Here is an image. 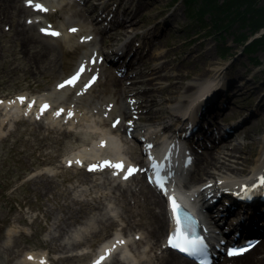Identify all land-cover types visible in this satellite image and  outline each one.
Instances as JSON below:
<instances>
[{"label": "bare ground", "instance_id": "bare-ground-1", "mask_svg": "<svg viewBox=\"0 0 264 264\" xmlns=\"http://www.w3.org/2000/svg\"><path fill=\"white\" fill-rule=\"evenodd\" d=\"M155 1L158 0L137 1L132 5L128 0H0V43L18 42L19 62L24 59L26 71L35 75L40 73L42 79L48 81L38 93L19 92L0 98L2 121L9 117H35L40 124H50L48 126L55 130L77 124L90 127L100 135L99 139L67 153L63 160L65 167H76L84 175V181H88V200L78 195L73 197L80 205L78 215L88 213V223L79 234L67 237L74 247L84 243L87 228L88 240L92 235L103 236L92 253L93 264L102 261V256H111V259L100 264H193L161 243V236L170 229V215L165 197L150 180V168L142 163L141 158L142 146L149 142L148 137L155 129L140 125L139 121L158 125L167 122L159 135L162 145L174 137L170 125L176 129L180 124L178 134L190 140L191 154H194V145H204L206 139L212 140V150L206 156H198L201 158L194 169V176L200 183L186 188L185 194L215 212L212 218H202L203 224L215 222L216 216L224 221H233L235 216L237 220L227 224L231 229L236 226L252 232L251 235L264 234V185L261 184L264 179V110L256 114L250 111L255 115L254 119L245 124L244 138L240 139L236 138L240 132L235 136L230 133L238 122L248 117L242 109L230 108L223 112L224 116L238 112L235 120L239 121L232 124L227 121L218 123L216 119L222 117L220 110L231 101L228 100L231 94H238L236 99L244 101L245 97L255 98L253 107L264 108L260 103L261 89L252 85L249 79L239 84L238 75L243 71L230 76L225 71L226 63L211 62L208 48L206 53L193 60L185 58L179 65L173 64L170 56L176 54V48L163 52L166 40L144 36L148 29L140 31L131 26L139 22L147 6ZM109 4H114L115 8L111 19L106 28L99 31V36L93 37L88 26L87 8L104 13ZM119 11H128L129 14L126 18H118ZM37 15H44L45 19H37ZM131 27L132 31H129ZM53 32L59 35L50 34ZM140 34L143 35L141 39H134ZM261 34L264 32L259 36ZM119 41L121 43L117 46ZM134 42L139 46L132 51ZM147 43L153 44L154 51L144 54L139 50ZM55 44L63 51V71L60 73L50 67L55 62L51 57ZM103 46L109 48L106 53L100 50ZM109 53L116 57L108 58ZM102 56L117 63L127 62L125 67L128 64L130 68L139 67L146 63L151 66L147 74H144L146 69H137L130 76L127 71L116 75L112 72L115 64L111 62L104 66L100 61ZM153 58L165 60L158 64L153 63ZM198 61L210 67L199 71L195 68ZM46 62H49L48 66H44ZM172 64L175 67L173 72L166 71ZM82 67L85 70L79 78L66 84ZM35 83L36 87L42 85L36 80L27 86L31 88ZM19 98H23V103ZM111 135L119 139L117 150L109 144ZM105 162L122 164L123 169L101 167ZM93 166L95 170L90 171ZM58 167L47 168L53 171ZM129 168L136 171L125 179ZM241 176L246 177L245 183L253 184H249L240 195H226L236 187L235 178ZM254 182L260 187H255ZM107 240L108 244L101 251V243ZM22 258L27 264H49L46 250L25 251ZM223 264H264V240L246 254L226 258Z\"/></svg>", "mask_w": 264, "mask_h": 264}, {"label": "rangeland", "instance_id": "rangeland-1", "mask_svg": "<svg viewBox=\"0 0 264 264\" xmlns=\"http://www.w3.org/2000/svg\"><path fill=\"white\" fill-rule=\"evenodd\" d=\"M128 1L133 5L143 0ZM247 1L216 0L215 5L223 9V4L228 5V9L219 12L217 8H209L206 0H158L150 3L139 17V22L131 26L138 27L140 31L148 29L144 36L166 40L162 47L163 52L169 48H176V54L170 56L173 64L179 65L185 58L193 60L196 56L206 53L208 48V58L212 60L211 62L226 63L225 71L230 76H236L238 71H243L238 75L239 84L250 79L252 85L261 89L260 94L263 96L260 103L264 104V48L260 44H253L257 38L251 41L259 36V33L264 32L262 31L264 26L260 27L261 30L254 29V25L259 23L262 16L250 10L243 18L230 22L237 13L248 8ZM107 7L111 12L107 10L99 13L87 8L89 29L96 37L107 24L108 15L114 12V4ZM256 8L264 9V0H256ZM119 13V16L124 18L129 14L128 11ZM38 18L44 19V16ZM128 30L132 31V27ZM142 37L140 34L134 39ZM120 43L119 41L117 45ZM181 44L183 45L179 47ZM153 47V44L147 43L141 49L147 54L154 51ZM18 48V42L0 43V98L11 97L19 92L38 93L48 83L46 78L42 79L43 75L40 73L35 75L31 71H26V61L18 60ZM105 48L103 46L100 50L105 51ZM51 57L55 62L50 67L56 73L62 72L63 51L57 44ZM164 60L153 58V63L162 64ZM48 63L46 62L44 66ZM173 64L168 66L166 71L173 72L175 69ZM123 65L124 63H117L112 69L113 74L118 75L120 69L125 67ZM145 65L130 68L128 64L124 71H128L127 75L130 76L137 69H146L144 74H147L151 64ZM204 67L210 66L201 61L195 63V68L199 71H203ZM245 69L253 75L245 74ZM36 80L41 82L40 87H36V83L31 88L27 86L29 82ZM237 95H232L228 99L231 101L226 108L220 110V114L223 115V112L230 108L242 109L248 117L240 119L231 134L234 133L235 136L240 132L238 137L244 138L245 124L252 122L255 116L250 111L256 114L264 108L253 107L256 103L255 98L245 97L244 101L242 98L236 99ZM238 116V112L233 115L227 113L219 121L231 124ZM2 119L3 111L0 109V264H27L23 262L24 252L41 250L47 251L50 264H87L88 251L93 249L103 236L92 235L88 240L87 228V237L83 244L72 247L69 242L67 236L79 234L88 223V213L78 215L80 205L73 200L77 195L88 200V181H84V175L79 170L62 167L61 160L68 152L91 142L96 134L87 127L77 124L55 130L48 126L50 124H40L41 121L35 117L29 119L22 116L9 117L4 121ZM238 129L240 130L235 132ZM113 141L117 143L115 138ZM211 148L212 145H207L200 150L204 152ZM54 165L60 166L57 171L46 170L47 167ZM195 172L190 171L186 175V180L189 182L198 180L194 176ZM164 234L165 232L161 236V243H164ZM53 238L55 240L51 241Z\"/></svg>", "mask_w": 264, "mask_h": 264}, {"label": "snow or ice", "instance_id": "snow-or-ice-1", "mask_svg": "<svg viewBox=\"0 0 264 264\" xmlns=\"http://www.w3.org/2000/svg\"><path fill=\"white\" fill-rule=\"evenodd\" d=\"M36 7L40 10H44L41 8L40 5H36ZM72 31H75V29H73ZM52 35H59V33H50ZM85 69L82 67L80 69V71L76 74V76H74L71 80L69 81H66L65 83L66 84H72L74 83L78 78H79V75L80 73H82ZM95 78L93 77V82H94ZM64 85H60V87H63ZM87 86H90V85H86ZM21 103H23V98H19ZM44 108L47 107V105L43 106ZM118 123V121H117ZM115 126V125H114ZM150 147V146H149ZM104 166H109V167H114V168H117V169H123V165L122 164H110L108 162H105L104 165H101V167H104ZM90 171L91 170H95V166H93L92 168L89 169ZM136 171L135 169H132V168H129L127 170V174L125 175V179L128 178V176L132 175L133 172ZM261 184L264 185V179L261 180ZM158 187H160L161 189L163 188V184L158 182ZM170 200V204H171V207L173 209V212L175 213V210H176V204H175V201L170 197L169 198ZM176 224L179 225V220H176ZM118 243H123V241H118ZM168 246L171 247V248H174V249H177L178 251L182 252V253H185L189 256H196V255H205V249H206V246L203 242V240L199 239V238H196V239H189L187 238L180 230L179 226H177V228L174 230V232L169 236V239H168ZM248 249L245 248V249H238V250H229V255H240L242 254L244 251H247ZM105 257H101L100 260H103ZM41 264H43V262H41ZM96 264H100V261H97ZM201 264H206V261L202 260L201 261Z\"/></svg>", "mask_w": 264, "mask_h": 264}, {"label": "trees", "instance_id": "trees-1", "mask_svg": "<svg viewBox=\"0 0 264 264\" xmlns=\"http://www.w3.org/2000/svg\"><path fill=\"white\" fill-rule=\"evenodd\" d=\"M191 1H196V0H191ZM207 3H208V7L209 8H217V10L219 12L222 11H225L227 8V3L223 4L222 6L224 7V9L220 6H216L215 4V1L216 0H206ZM255 4H256V0H248L247 1V6L248 8L237 13L234 18L232 20H230V22H233L234 20H238L240 18H243L250 10L253 12V13H259L261 16H262V19L259 21V23L256 24V26L254 25V29L255 31H257L258 29H260V27H263L264 26V9L260 10L258 8L255 9ZM220 9V10H219ZM228 9V8H227ZM227 23V25H229V23ZM257 38V39H256ZM256 38H253L251 41H254V39H256L253 44L257 43V44H260L263 48H264V34H261L259 37H256Z\"/></svg>", "mask_w": 264, "mask_h": 264}]
</instances>
